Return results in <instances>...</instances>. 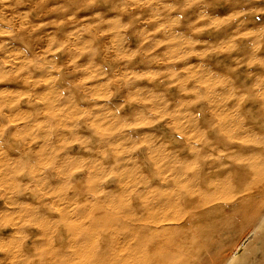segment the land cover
I'll return each instance as SVG.
<instances>
[{
	"label": "clouds",
	"instance_id": "9594fccd",
	"mask_svg": "<svg viewBox=\"0 0 264 264\" xmlns=\"http://www.w3.org/2000/svg\"><path fill=\"white\" fill-rule=\"evenodd\" d=\"M25 2L0 0V25L9 26L0 27V36H16L28 27L23 21L29 14L17 11ZM95 2L84 0L82 8ZM246 15H264V8L237 12L229 22L239 20V29L245 24L240 17ZM18 20L21 23L16 27ZM103 23L108 21L101 19L84 25L83 31L91 32ZM223 23L213 21L217 28ZM128 27L117 21L114 27L99 33L100 36L116 34L111 52L113 61L125 64L120 71L110 70L93 59L81 64L85 56L95 58L100 52L94 40L81 41L80 37L53 40L40 57H24L21 52L0 57V84L23 77L31 85L29 89L16 91L0 88L3 117L0 140L11 138L29 146L45 141L40 149L46 153L41 167L30 174L36 177L38 172L56 170L67 178L61 188L49 190L44 187L45 181L33 191L41 199L55 197L54 210L72 217L82 207L66 198L74 176L93 174L91 184L97 198L105 196L102 185L109 180L120 181L126 190L119 198L93 205L103 221L96 231L112 233L115 241L112 246L102 249L95 244L79 243L64 254L49 246L40 249L33 258L41 264L46 258L47 264H196L203 248L200 241L207 231L201 222L218 212H227L216 228L227 239L223 235L225 230L233 226L242 212L251 211V206L258 203V195L264 193V128L253 127L240 112L244 100L255 97L264 100V81L248 92L231 89L228 94L220 95L217 89L230 87L229 81L201 78L199 71H189L184 64L193 55H204L196 50L198 41L193 37L160 35L170 28L168 23H160L145 31L137 49L128 52L120 43ZM240 39H255L259 48L264 45V26L237 30L228 47L234 49L235 41ZM66 49L72 51L73 57L67 64H60L59 54ZM137 59L150 67L144 71L127 67ZM251 63L255 65L256 61ZM36 72L46 74L38 77ZM68 78H71L70 86H61ZM193 81L199 87H189ZM157 84L176 88L186 98L174 103ZM41 86H46V91L38 95L34 89ZM121 90H127L126 95L114 105L113 100ZM232 101L237 103L229 108ZM85 102H91L92 108L86 107ZM24 103L43 107L25 111L21 109ZM203 103L213 106L208 122L202 121L199 105ZM129 105H136L137 110L126 111ZM257 119H264V113ZM81 129H87V133L82 134ZM58 132L65 135L53 142ZM97 142L103 144L98 160L77 157L71 151L79 148L85 153L92 152ZM185 152L187 157L183 155ZM108 159L112 160L111 166H103L102 161ZM146 165L153 170L151 178L144 171ZM11 168L13 171L0 183V190L10 196L21 191L14 177L25 171L16 165ZM237 169L247 174L243 182L234 174ZM133 195L140 197L145 206H157L147 215H135L129 211ZM161 200L165 201L163 206L158 204ZM259 206L264 211V200L259 201ZM35 219L34 212L25 210L9 216L4 223L23 227ZM87 220L95 223L91 216H85L80 223ZM116 224L124 226L116 227ZM261 232L264 229L253 230L243 250L237 248L239 255H233L227 264H254L253 258L261 251L257 247ZM0 251L13 253L12 264L24 259L19 255V244L5 246Z\"/></svg>",
	"mask_w": 264,
	"mask_h": 264
},
{
	"label": "rangeland",
	"instance_id": "374dc122",
	"mask_svg": "<svg viewBox=\"0 0 264 264\" xmlns=\"http://www.w3.org/2000/svg\"><path fill=\"white\" fill-rule=\"evenodd\" d=\"M118 1L96 0V2L91 7L82 8L84 0H26L25 3L21 4L17 8V11L29 14L28 19L26 21H23V23L28 25V27L25 30L18 32L16 36H0V57H7L9 53L21 52L23 53L24 57L33 56V58H36L46 53L47 48L50 44H52L53 40H74L75 37H80L81 41L94 40L95 46L99 49L100 52V55L95 58L85 56L81 61V64L88 63L90 59H93V62L103 63L105 64V66L109 67L110 70L120 71L123 70L125 64L113 61L111 52L113 48V37L116 34L111 33L108 35L100 36L99 33L105 29L114 27L117 21L120 24H128V29L124 33H122L124 39L120 43L123 48H125L128 52H131L137 49L142 34L145 31L156 28L160 23H168L170 25V28L160 35H179L185 37L191 36L198 41L195 46L196 50L204 54L202 56L193 55L189 60L184 62V64L187 65L189 71H199L201 73V78H211L212 80H227L230 82V87H220L217 89V92L220 95L228 94L231 89L238 90V93L248 92L253 88L254 85H256V83L258 84L264 81V45H261L259 48H257L256 45L258 41H256L255 39H240L238 41H235L236 47L234 49L228 47V45L232 43V37L235 35V32L237 30L243 31L245 27L256 28L264 26V15L241 16L240 20L245 21V24L241 25L239 29L237 26L240 24V21L238 20L235 22H229L231 21V17L234 16L237 12L264 8V0ZM166 5H170L171 7H165ZM96 13H99L100 15L97 16ZM157 16H159L160 19H154V17ZM201 17H203V19H201ZM101 19L104 21H108V23L100 24L91 32L83 31L84 25L96 23ZM213 21L217 23L223 21L224 23L220 28H217L214 26ZM20 23L21 22L18 20L16 22V27H19ZM0 27L7 28L9 26L0 25ZM197 28H199V31H194V29ZM33 29L35 30L33 31ZM77 29H79V31H77ZM73 33H75V36L72 35ZM72 57V51L70 49H66L63 53L59 54L58 63L67 64L68 61L72 59ZM254 60L256 61L255 65L251 63ZM127 67H130L133 70L137 71H144L147 70V67H150V65L145 61L137 59L132 64L127 65ZM35 74L39 77L46 73L36 72ZM16 79L14 78V80L12 79L5 84H0V88L6 87V89H11L13 91L26 90L31 88V85L25 83L23 77L18 78L19 81L17 80V82ZM70 79L71 78H68L62 81L61 86H70ZM144 83L146 84L147 82L145 81ZM156 87L165 89L167 96L174 103H179L186 98L176 88L167 89L165 85L160 84H157ZM189 87H199V85L196 83V81H193L192 84L189 85ZM34 91L38 95H43L46 91V86L36 88L34 89ZM126 91L127 90H121L117 97L114 98V105L118 104V102L125 97ZM201 91H204V89H201ZM259 99V97H255L249 98V101L247 99L244 100L242 102V109L244 111V116L248 118V121L251 122L252 125H254L255 127L260 126V128H264V119H257L262 113H264V108H261L264 107V100ZM236 103V101H232L228 105V107H235ZM24 106L25 103L21 105V109L23 108V110H25ZM85 106H88V108L91 109L92 103L85 102ZM33 107L34 109L30 107L29 110L34 111L37 108H41L43 106L37 105ZM199 107L202 112V121L208 122L210 118L209 114L212 112L213 106L208 105L207 103H203L199 105ZM136 110V105H129L126 109V111L128 112H135ZM241 114H243V112H241ZM1 117L0 119H3V117ZM80 131L82 134L87 133V129H81ZM59 135L55 136V142H58L59 139H61L62 136L65 135V133L60 132ZM44 143L45 141L41 140L29 146L28 144L15 139H10V141L4 143L2 142V144L0 142V169H4L3 172L0 171V183L4 182V177L8 172L13 171V169L11 168L12 164L10 165V163L13 162V165H16L18 169L23 168L25 170L23 175L14 177V181H16L15 183L18 184L19 187L22 185L26 186V188H28V190L30 191L29 194L24 196V202L22 203L19 198H16L18 197V194L10 196L8 194H5L3 190H0V248L8 245L15 247L19 244V255L23 256V258H26L25 260L23 259V261L21 260L22 264H27V262L31 260L30 257H32V264H41L39 263V260L36 261L33 259V257L38 256L36 254H39L40 249L48 248L49 246L52 247L54 245V242L56 245L54 247L58 249V246H60L62 253L67 251L70 246L79 243H92L95 245L97 244V246L99 247H101L102 245H108L109 247L112 246L115 242L113 240L112 233L106 234L96 231V229L99 228L101 222L103 221L99 219L101 213L95 211L93 209V205L98 204L97 202L99 201V203L107 202L112 197L119 198L125 193L126 190L124 189L120 181L116 179L109 180L102 187L104 188L103 190L105 192V196L95 198V195H92L94 194L95 186L91 184L93 174L81 173L79 176H77V178L76 176H74L70 181L73 187L68 191L70 194L68 193L66 197L67 200L71 201L73 204L78 203V205H82V207L79 208L77 210L78 212L76 213V217L78 218L72 216V218L70 217L69 219L64 214L56 212L52 207V205L56 203L55 197L41 199L40 194L36 191H33V189L37 184H42L45 181L46 183H44V187L49 190L61 188L65 185V182H67L66 177L64 176V178L63 175L56 170H48L44 173L38 172L36 177H33L30 174L32 170H38L41 167L43 157L46 155V153H41L40 151ZM102 148V142H97L92 152L85 153L82 149L79 148L73 149L71 151H73L77 155V157L83 156L87 159L95 161L101 158L100 152L102 151ZM183 155L187 157L188 153L185 152ZM61 159H63V157ZM2 160L7 163L3 162ZM26 162L28 164H26ZM102 163L103 166L110 167L112 164V160H103ZM5 164L8 165L7 168H5ZM144 171L145 173H147V175L149 174V178L154 175L150 166L146 165ZM60 175L62 176L60 177L61 179L59 178ZM79 185L81 188L79 187ZM81 189H83V191ZM71 195L73 197H71ZM80 196H82L83 198H80ZM134 196L135 195L130 197L133 203L131 205L133 206L136 199V196ZM259 201L260 197L257 198V202ZM82 203L84 204V206ZM44 206H46V208ZM25 210H27L29 213L34 212L36 219L33 223L25 224L23 227L11 223L5 225L4 221L7 220L9 216L22 213ZM45 212L48 214H46ZM85 216L93 217L95 223L93 222V220H87L84 221L83 224H81L80 221H82ZM59 217L60 219H62V222ZM56 218L60 220V223ZM77 223L79 224L78 227ZM61 224H65V226L62 228ZM89 225L91 227L87 228V230H82L84 228L86 229V227H88ZM115 226L120 227V224H116ZM72 227L75 228L73 229ZM69 228L73 232L70 233L73 235H71L72 238L67 235V233L70 232L68 231ZM52 230L54 231L56 236H54ZM40 233H43V235H41ZM85 234L89 236V239L87 238V240H83L80 238L81 235ZM91 234L94 235L92 236ZM30 235L31 238H29ZM39 235H41V237ZM77 235L79 238L74 239V237H77ZM261 237H264V235L261 234ZM219 238L220 236H218L217 240ZM41 239H43V243ZM70 239L72 241H70ZM108 240L111 242H108ZM38 241H40L42 244L40 242L38 243ZM258 242H260L259 239L257 240V243ZM262 243L264 244V242ZM38 244H40V246ZM35 245H37V249ZM107 247L104 246L103 249ZM259 249H261V251L257 252L255 257L253 258L254 264H261V261H264V248L259 247ZM58 254L60 253L58 252ZM6 255H9L10 257L8 258V256ZM27 255L31 256L29 257ZM12 260L13 253L11 251H0V264H12ZM45 263L47 264V258L44 264Z\"/></svg>",
	"mask_w": 264,
	"mask_h": 264
},
{
	"label": "bare ground",
	"instance_id": "6f19581e",
	"mask_svg": "<svg viewBox=\"0 0 264 264\" xmlns=\"http://www.w3.org/2000/svg\"><path fill=\"white\" fill-rule=\"evenodd\" d=\"M114 1V0H113ZM118 1V0H117ZM125 1V0H124ZM134 1V0H133ZM136 1V0H135ZM119 2V1H118ZM121 3V2H120ZM119 4V3H118ZM125 4V3H124ZM134 4V3H133ZM115 7H116V5H115ZM131 7V6H130ZM155 7V6H154ZM153 7V8H154ZM123 8V7H122ZM149 11H151V10H149ZM155 11V10H154ZM135 12V11H134ZM122 14V13H121ZM30 55V54H29ZM27 57V56H26ZM32 58H33V56H32ZM260 58V57H259ZM252 60V59H251ZM258 61H259V59H258ZM250 62V61H249ZM249 62H248V64H249ZM260 67H262V66H260ZM264 67V66H263ZM148 68V67H147ZM258 70V69H257ZM252 72V71H251ZM36 75V74H35ZM22 78V77H21ZM16 79V78H15ZM13 80H14V78H13ZM17 80L19 81V79L17 78L16 79V82H17ZM14 82V81H13ZM254 82V81H253ZM257 84V83H256ZM2 87V86H1ZM6 88V87H5ZM241 90V89H240ZM238 91V90H237ZM248 100V99H247ZM260 100V99H259ZM249 101V100H248ZM259 102V101H258ZM261 104V103H260ZM262 105H263V103H262ZM261 105V106H262ZM25 108V110L26 111H28L29 109H30V107H32L33 109H34V107L33 106H30V105H28V104H26L25 103V106H24ZM88 107V106H87ZM245 107V106H244ZM243 104H241V108H240V111L241 112H243V114L242 115H244V111H243ZM261 108H264V107H261ZM23 109V108H22ZM32 109V110H33ZM30 111V110H29ZM258 111V110H257ZM249 112V111H248ZM1 117V116H0ZM246 117V116H245ZM2 118V117H1ZM249 122V121H248ZM250 124H251V122H249ZM253 127H255L254 125H252ZM256 127H258V126H256ZM260 127V126H259ZM60 134V132L59 133H57V135H59ZM60 136V135H59ZM58 138H61V137H58ZM10 139L11 138H5L4 140H0V142H1V144H2V142L4 143V142H8V141H10ZM58 140V139H57ZM55 142V141H54ZM39 144V143H38ZM221 146H223V145H221ZM5 151V150H4ZM28 152V151H27ZM27 154V153H26ZM25 155V154H24ZM21 157V156H20ZM26 157V156H25ZM21 159H24V158H21ZM20 159V160H21ZM28 159H29V157H28ZM5 160V159H4ZM3 161V160H2ZM7 161V160H6ZM26 161V160H25ZM28 161V160H27ZM30 161H31V159H30ZM3 162H5V161H3ZM35 162V161H34ZM5 163H7V162H5ZM24 163V162H23ZM23 163H22V165H23ZM29 163H31V162H29ZM13 165L14 163L12 162V163H10V165ZM26 164H28L27 162H26ZM6 165V164H5ZM4 165V166H5ZM32 165V164H31ZM23 167V166H22ZM25 167H26V165H25ZM24 167V168H25ZM27 168H29V167H27ZM32 169V168H31ZM153 171V170H152ZM3 172V171H2ZM7 173V172H6ZM28 173V172H27ZM60 173V172H59ZM58 174V173H57ZM56 174V175H57ZM235 175H236V177H237V179H238V181H240V182H243L245 179H246V172L245 171H243V170H241V169H237V170H235V173H234ZM3 175H4V173H3ZM83 176H85V175H83ZM148 176H149V174H148ZM60 177H62L61 175L59 176V178ZM64 177V176H63ZM65 178V177H64ZM76 178H77V176H76ZM57 179V178H56ZM61 179V178H60ZM59 179V180H60ZM67 179V178H66ZM73 179V178H72ZM85 180V179H84ZM16 182V181H15ZM82 182V181H81ZM30 183V182H29ZM28 183V184H29ZM64 183V182H63ZM66 183V182H65ZM76 183V182H75ZM18 185V184H17ZM62 185V184H61ZM19 186V185H18ZM76 186H78V185H76ZM73 187V186H72ZM79 187H80V185H79ZM78 187V188H79ZM102 187H103V185H102ZM20 188V192L19 193H17L18 194V197H16V198H19V200H21L22 201V203L24 202L23 201V199H24V196L25 195H27V194H29V190H28V188H26V186H24V185H22V186H20L19 187ZM77 188V187H76ZM81 188V187H80ZM84 188V187H83ZM87 188V187H86ZM104 189V188H103ZM78 190V189H77ZM82 191H83V189H81ZM80 190V191H81ZM94 190H95V188H94ZM88 191V190H87ZM108 191V190H107ZM69 193V192H68ZM68 193H67V195H68ZM77 193V192H76ZM75 193V194H76ZM83 193V192H82ZM90 193V192H89ZM70 194V193H69ZM72 194V193H71ZM86 194V193H85ZM91 194V193H90ZM77 195V194H76ZM75 195V196H76ZM89 195V194H88ZM92 195H94V194H92ZM91 195V196H92ZM78 196V195H77ZM20 197H21V199H20ZM71 197H73L72 195H71ZM85 197V196H84ZM93 197V196H92ZM91 197V198H92ZM135 197V196H134ZM258 197H260V201H262V200H264V193H261V194H259L258 195ZM257 197V198H258ZM70 198V197H69ZM80 198H83L82 196H80ZM95 198H96V196H95ZM75 200V199H74ZM97 200V199H96ZM28 202V201H27ZM77 202H79V201H77ZM84 202V201H83ZM100 202V201H99ZM99 202H97V203H99ZM86 203V202H85ZM19 204V203H18ZM25 204V203H24ZM78 204V203H77ZM83 204V203H82ZM133 204V203H132ZM158 204H159V206H163L164 204H165V201H163V200H161L160 202H158ZM29 205V204H28ZM46 205V204H45ZM40 206V205H39ZM43 206V205H42ZM83 206H84V204H83ZM86 206V205H85ZM155 206H157V205H150V206H145L144 205V203H143V201H142V199L140 198V197H138V196H136V199H135V204H134V206L133 205H131V207H130V209H129V211L130 212H132V213H134L135 215H147L148 214V212L151 210V208L152 207H155ZM41 207V206H40ZM45 208H46V206H44ZM251 208H252V210L251 211H245V212H242L237 218H236V220L234 221V223H233V226H231L230 228H228L227 230H225V232L223 233V235L224 236H227V239H224L220 234H218L217 232H216V228L219 226V223L220 222H222V218L223 217H225V216H227L228 215V213L227 212H218V213H216V214H213V215H211V216H209V217H207L204 221H202L201 223L204 225V227L205 228H207V231L205 232V234H204V238L200 241V243L203 245V248H202V251H201V253H200V258H199V260L196 262V264H227V261L229 260V259H231V257L233 256V255H239V253L236 251V249L237 248H240L241 249V251L243 250V245L244 244H246L247 243V241L249 240V239H251L252 237L250 236V233H253V230H260V229H264V211H261V208H260V206H259V202L257 203V204H254V205H252L251 206ZM85 209V208H84ZM90 209V208H89ZM35 210V209H34ZM49 210V209H48ZM50 210H52V209H50ZM83 210V209H82ZM30 211V210H29ZM78 212V211H77ZM46 213V212H45ZM46 214H48V213H46ZM47 216V215H46ZM79 216V215H78ZM82 216V215H81ZM49 217V216H48ZM75 217H76V215H75ZM67 218H69L70 219V217H67ZM72 218V217H71ZM76 218H78V217H76ZM82 218V217H81ZM57 220H58V218H56ZM59 219H60V217H59ZM74 219V218H73ZM61 220V222H62V219H60ZM60 220H58L59 221V223H60ZM97 220V219H96ZM75 221V220H74ZM89 221V220H88ZM100 222V221H99ZM102 223V222H101ZM67 224V223H66ZM71 224V223H70ZM73 224V223H72ZM78 224V223H77ZM37 225V224H36ZM43 225V224H42ZM50 225V224H49ZM62 225V228L65 226V224H61ZM60 225V226H61ZM69 226V225H68ZM74 226H75V224H74ZM79 226V224L77 225V227ZM86 226V225H85ZM122 226H124L123 224H120V227H122ZM31 227V226H30ZM50 227V226H49ZM52 227V226H51ZM58 228H60V227H58ZM58 228H57V231H58ZM73 228V227H72ZM75 228V227H74ZM73 228V229H74ZM87 228H89V226L88 227H86V229ZM95 228V227H94ZM51 229H53V228H51ZM55 229V228H54ZM65 229V228H64ZM66 229H67V227H66ZM85 229V228H84ZM84 229H82V230H84ZM46 230H48V229H46ZM56 230V229H55ZM43 231V230H42ZM53 231V230H52ZM68 231H70V232H68ZM67 232V235H69L70 237H71V235L72 234H70L71 232H72V230H70V228H69V230H68ZM77 231V230H76ZM76 231H75V233H76ZM78 232V231H77ZM88 232V231H87ZM48 233V232H47ZM52 233V232H51ZM57 233V232H56ZM73 233V232H72ZM74 233V234H75ZM85 233H86V231H85ZM97 233V232H96ZM41 235H43V233H40ZM53 234H54V236H56L55 235V233H54V231H53ZM107 234V233H106ZM261 234H263L264 235V232H261ZM29 235V234H28ZM41 235H39L40 237H41ZM92 235V234H91ZM94 235V234H93ZM92 235V236H93ZM51 236H53V235H51ZM69 236H67V237H69ZM73 236V235H72ZM103 236V235H102ZM218 236H220V238L217 240V238H218ZM29 237V236H28ZM38 237V236H37ZM40 237H39V239H40ZM29 238H31V235H30V237ZM35 238V237H34ZM54 238V237H53ZM72 238V237H71ZM76 238V236L74 237V239ZM80 238L81 239H83V240H87V238L89 239V236H87L86 234L85 235H81L80 236ZM96 238H97V235H96ZM109 238H110V236H109ZM262 238V239H261ZM259 240H260V242H258L257 243V247L259 248V247H262V248H264V244L262 243V242H264V237H261ZM106 239V238H105ZM105 239H104V241H105ZM35 240V239H34ZM38 240V239H37ZM43 239H41V241H42ZM55 240V239H54ZM53 240V241H54ZM80 240V239H79ZM95 240V239H94ZM98 240H99V238H98ZM102 240V239H101ZM110 240H111V238H110ZM70 241H72L71 239H70ZM75 241V240H74ZM73 241V242H74ZM90 241V240H89ZM33 242V241H32ZM40 241H38V243H39ZM103 242V241H102ZM108 242H111V241H109L108 240ZM37 243V242H36ZM41 243V242H40ZM42 243H43V241H42ZM41 243V244H42ZM45 243V242H44ZM87 243V242H86ZM70 244V243H69ZM69 244H68V246H69ZM84 244V243H83ZM90 244H92V243H90ZM89 244V245H90ZM28 245V244H27ZM39 246H40V244H38ZM46 245H49V244H46ZM72 245V244H71ZM97 245V244H96ZM99 245V244H98ZM37 245H35V247H36ZM42 246V245H41ZM54 246H56L55 245V242H54V245L52 246V247H54ZM73 246V245H72ZM103 246V245H102ZM101 246V247H102ZM105 247H107L106 245H104ZM103 246V247H104ZM59 248H58V250H59V253L60 254H64L65 252H63L62 253V250L60 249L61 247L60 246H58ZM71 247V246H70ZM103 247H102V249H103ZM109 247V246H108ZM107 247V248H108ZM33 248H34V245H33ZM55 248V247H54ZM68 248V247H67ZM36 249H37V247H36ZM67 250V249H66ZM64 251V250H63ZM23 252H24V250H23ZM35 253H37V252H35ZM34 253V254H35ZM12 255V254H11ZM22 255V254H21ZM36 255H38V254H36ZM6 256H8V258L10 257L9 255H6ZM27 256H29V255H27ZM27 256H24V257H27ZM31 256V255H30ZM29 256V257H30ZM32 256H34V255H32ZM23 257V256H22ZM35 257V256H34ZM33 257V258H34ZM31 258V261H32V257H30ZM26 258H24V260H25ZM23 261V260H22ZM22 261L21 262H18V264L19 263H21L22 264ZM37 261V260H36ZM35 261V262H36ZM46 261V260H45ZM38 263V262H37ZM39 263H41V262H39ZM24 264V263H23ZM36 264V263H35ZM46 264V263H45Z\"/></svg>",
	"mask_w": 264,
	"mask_h": 264
}]
</instances>
